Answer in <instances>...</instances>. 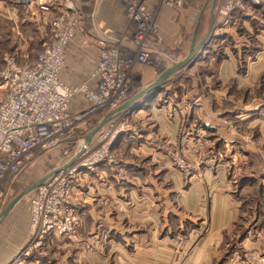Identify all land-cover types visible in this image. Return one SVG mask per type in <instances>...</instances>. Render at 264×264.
I'll use <instances>...</instances> for the list:
<instances>
[{
    "label": "rangeland",
    "instance_id": "1",
    "mask_svg": "<svg viewBox=\"0 0 264 264\" xmlns=\"http://www.w3.org/2000/svg\"><path fill=\"white\" fill-rule=\"evenodd\" d=\"M20 1L25 4L31 3L32 0ZM53 1L64 2L65 0ZM75 1L83 17L68 47L65 68H68L69 62L72 61L75 73L78 74L80 70H77L78 58L89 55L90 63H95L98 57V52L95 53V50H99L98 38L105 34H115L125 40H132L135 23L128 16L120 0ZM107 1H113L116 6L118 20L120 18L124 20V26L127 27L124 35L115 31L110 32L113 28L103 17ZM220 2L221 0H216L214 3L213 0H182L181 4L173 8L160 7L158 24L166 8L171 9L175 21V30L171 38L165 40L166 45H170L168 48H171L172 53H170L174 58L167 67L183 61L191 50L190 44L193 40L194 42L196 40L195 44H197L202 39L204 43L202 41L198 47L194 63L205 59L204 61L213 64L205 66L207 74L203 73L199 66L195 68L192 80L189 82H186V79L182 80L184 77L177 73L173 78L167 79L170 82L163 84L164 90L158 94L159 96L152 97L150 101L152 104L149 102L148 108L141 106L137 110V112L142 110L140 114L118 118L114 122L115 129L108 144L109 148L105 150L106 158L90 169L94 172L100 171V166L103 169L107 168L109 163L120 159L119 154L122 152L114 148V142L119 136L133 133L135 141L145 139L154 142L155 148H147L155 154L153 158L145 157L141 161L153 163L151 167H146L151 170V173L161 168L167 172L162 175L164 170L159 172L156 175L157 179H153L150 183L144 179L134 183L133 186L139 184V188L143 189L145 187L154 188L157 185L158 190L162 188L172 190L173 188L180 190L201 188L207 194V191L212 190L213 187L219 190L216 187L217 184L224 182L228 185L229 191H233L241 206L239 216L235 221L236 228L233 230L239 237L234 239L233 245L228 247V253H233V258L238 262L243 258L251 260L257 258L256 262L262 261L264 264V249L259 252L258 257H244L249 249L242 247L241 244V240L249 234L253 236L258 233L263 234L264 243V10L262 11L260 6L250 8L247 5L244 10L236 7L226 21V19L222 20L223 18L217 13ZM33 6L34 4L32 8L25 7L22 10L19 8L18 13L23 12L29 16L32 13L38 14V20L0 21V71L5 68L8 57H14L21 63L35 61L44 44L51 40L50 17L53 13L50 11L44 13L38 9V6L35 5L34 8ZM87 31L90 33H86ZM160 31L162 35L161 28ZM162 37L164 38L163 35ZM202 46L204 50L201 49ZM229 60L236 64V68L234 72L233 70L230 73L227 71V74L223 72L221 66L224 67V63H232ZM148 69L151 71V78L152 73L155 76L165 67L158 69L136 62L133 67L134 86H136L135 73L138 72L141 76L147 77ZM0 82L2 83L1 79ZM2 86L3 84H0V100L8 94V90ZM78 96L81 95L75 98L77 99ZM250 111L261 113L249 117L246 113ZM162 120L165 121L164 125H161ZM100 122V116L89 118L84 125L82 124V129L61 141L58 146L50 149H36L32 157L26 160V165L24 164L25 166L23 165L24 167L22 166L23 168L17 171V176L14 179H8L7 185L11 183L10 188L5 190L3 205L5 206L21 191L51 171L62 167L77 166V171L74 172L72 178H69V181L72 179L69 182L71 195L76 183L81 184L82 192L79 200L72 197L77 201L75 203L79 211L76 235L71 238L58 234L49 235V237L55 236L77 245L80 241L79 226L82 221V205L88 206L90 197L100 195L99 190L102 191L103 188L98 189L90 178L91 170L83 164L80 165L79 161L84 152L72 164H67V162L81 152L86 135L93 131ZM212 125L219 127L218 134H216L218 129L216 132L211 131L213 130ZM103 129H100L94 136L96 137V142L93 144L95 146L91 147L89 144L87 148L100 146V135ZM141 129H149L147 134H152L149 137L141 136ZM158 131L161 132L155 134ZM129 152L124 151L122 159H136L146 155ZM249 162L253 164L252 171ZM123 168L125 176L130 179L134 173V167L129 164ZM106 173L110 177L109 169ZM167 173L171 177L167 176ZM252 173L260 181L256 183L253 180L244 179ZM107 181L110 180L107 179ZM261 182L263 185L260 184ZM245 184L247 186L243 191ZM33 192L31 191L19 200L20 204L26 205L28 209L30 229L32 220L30 196ZM31 233L32 241L25 247V250L29 248L30 253L35 250L39 254L47 253L48 250L44 246L46 239H42L40 244L34 247V241L37 242L38 237L32 229Z\"/></svg>",
    "mask_w": 264,
    "mask_h": 264
},
{
    "label": "crops",
    "instance_id": "2",
    "mask_svg": "<svg viewBox=\"0 0 264 264\" xmlns=\"http://www.w3.org/2000/svg\"><path fill=\"white\" fill-rule=\"evenodd\" d=\"M25 7L32 8V3L24 4L20 0H0V21L38 20V14L32 13L29 16L23 12L18 13L19 8L22 10ZM103 11L105 12L103 17L113 28L110 29V32L115 31L124 35L127 27L124 26L122 18L118 20V10L113 1H107ZM174 22L171 9H164L159 26L166 47L170 46L166 45L165 40L171 38L173 30H175ZM90 31L86 33L89 34ZM202 41L203 39L196 45L200 47ZM192 45L193 43L190 44V47ZM97 52L99 54V50H95V53ZM89 58V55L78 58L77 70L80 69L78 74L75 73L72 61L69 62V67L64 68L61 72V79L72 86L86 81L96 65V61L94 64L90 63ZM204 60L186 65L172 74L168 80L178 73L184 77L182 80L186 79V82H189L192 80L193 71L198 66L203 73H206L205 66L213 63ZM229 62L232 63H224V67L221 66L223 72L227 74L232 70L234 72L236 68V64L232 60ZM148 71L147 77L141 76L138 72L135 73L136 86H134L132 94L115 110L101 115V121L112 114L109 123H114L123 116L140 114L142 110L137 112L140 109L138 107L148 108L147 104L152 101V97L163 92V84L170 82L164 81L153 89L147 90L163 72L161 71L155 76L152 73L150 78L151 71L149 69ZM135 97L137 99L130 107L120 110ZM81 98L83 97L78 96L77 99H74L72 103L74 110L85 106L86 101ZM115 111L119 112L116 114ZM260 113V111H250L246 114L253 117ZM164 123L165 121L162 120L161 125ZM212 127L211 131L216 132L218 129L216 134L220 132L216 125H212ZM148 130L141 129V136L149 137L152 133L147 134ZM159 132L161 131L155 134ZM95 138L90 142L91 147L95 146L93 145L96 142ZM134 138L135 134L133 135V133L119 136L114 142V148L122 152L119 154L120 159L109 163V165L106 164L107 168L103 169L100 166V171L94 172L90 169V178L98 189L100 187L103 190H99L100 195L90 197L88 206L82 205V221L79 226L80 241L77 245L65 239L48 236L44 245L48 250L47 253L39 254L35 250L29 255L22 254L25 247L32 241V233L28 209L26 205H21L18 201L5 217L0 218V264H247L256 261L257 258L254 260L243 258L238 262L233 258V253H228V247L233 245V240L239 237L233 230L236 228L235 221L239 216L241 206L233 191H229L228 185H225L224 182H220L216 186L220 191L213 187L212 190L207 191V194L201 188L195 190L162 188V190H158L157 185L154 188L145 187L143 189L139 188V184L133 186L134 183L144 179L150 183L153 179H157L156 175L159 172L164 170L161 175L167 172L161 168L158 171L155 169L153 170L155 173H151V170L147 169L153 163H149V161L144 163L141 159L153 158L152 156L155 154L151 152V149L155 148L154 142L145 139L135 141ZM148 147L151 149H147ZM124 151L135 152L136 155H146L136 159H122ZM77 156L78 154L67 164L76 161ZM129 164L134 167V173L130 179L125 176L123 168ZM249 166L252 171L253 164L251 162H249ZM108 169L111 172L110 177L106 173ZM17 174L18 172L11 178L14 179ZM167 176L171 177L169 173ZM244 179L253 180L256 183L260 181L253 173ZM10 183L6 189L10 188ZM260 184L263 185L262 182ZM246 186L247 184L244 185L243 191ZM80 187L81 184L78 183L73 187L72 196L76 200H79L80 193H82ZM5 206H1L0 214ZM262 237V233L253 236L249 234L245 239L243 238L244 240H241L242 242L240 241L242 247L249 249L244 257L259 256V252L264 249Z\"/></svg>",
    "mask_w": 264,
    "mask_h": 264
},
{
    "label": "built area",
    "instance_id": "3",
    "mask_svg": "<svg viewBox=\"0 0 264 264\" xmlns=\"http://www.w3.org/2000/svg\"><path fill=\"white\" fill-rule=\"evenodd\" d=\"M120 1L135 23L133 39L125 40L115 34L98 38L95 68L86 81L76 86L64 82L61 72L66 66L68 47L82 21L81 10L75 0L31 1L40 11L53 13L50 17L51 40L44 44L35 61L21 63L8 57L5 68L0 71V84L8 90L7 96L0 100V208L8 179L36 149L58 146L82 129L87 119L116 109L132 94L136 62L161 69L173 61L172 50L164 45L157 19L161 6L173 8L182 0ZM247 5L250 8L260 6L264 10V0H221L217 13L227 21L236 7L244 10ZM77 95H81L87 105L73 110L72 103ZM114 126L109 123L103 129L99 147L86 148L80 165L90 169L106 158L105 150L109 148ZM67 168L52 175L30 196L31 229L38 237L34 247L50 234L68 238L76 235L79 211L77 201L69 191L72 181L69 178L77 171V166ZM29 253L28 248L23 254Z\"/></svg>",
    "mask_w": 264,
    "mask_h": 264
},
{
    "label": "water",
    "instance_id": "4",
    "mask_svg": "<svg viewBox=\"0 0 264 264\" xmlns=\"http://www.w3.org/2000/svg\"><path fill=\"white\" fill-rule=\"evenodd\" d=\"M216 0H213V2H215ZM204 43V41H203ZM198 45H196L193 41V45L191 47V51L189 53V55L183 60L180 61L168 68H166L162 74L160 75L159 79L152 85L149 86L147 88V90L149 89H153L154 87H156L157 85H159V83H162L164 81H166L172 74L176 73L177 71L181 70L183 67H185L186 65H188L189 62L194 63V56L197 52L198 49ZM204 50V46H202V48ZM202 52V50L200 51V53ZM199 53V54H200ZM139 97V96H138ZM137 99V97L133 98L132 101H130L129 103H127L125 106L121 107L120 110L126 109L127 107H130L131 104ZM115 110V109H114ZM113 111V110H112ZM119 112V111H115ZM117 114V113H116ZM112 119V114H110L108 117H106L105 119H103L100 124L93 130L91 131L89 134L86 135L85 137V142L82 145V149L81 152L78 154V156L83 153L85 151V149L88 147V145L90 144V142L92 141V139L94 138V136L97 134V132L100 129H103L106 125H108V123L111 121ZM77 156V157H78ZM68 164H72L68 163ZM64 168V167H62ZM62 168L56 169L51 171L50 173H48L47 175H45L44 177H42L40 180H38L37 182L33 183L32 185H30L29 187L25 188L23 191H21L18 195H16L3 209L2 213L0 214V218L1 217H5L7 215V213L10 211V209L20 200L22 199L26 194L30 193L31 191H34L39 185H41L42 183H44L46 180H48L52 175L56 174L59 170H61Z\"/></svg>",
    "mask_w": 264,
    "mask_h": 264
}]
</instances>
